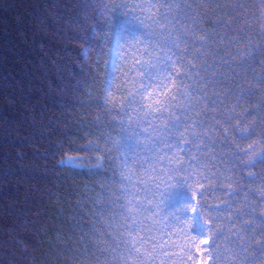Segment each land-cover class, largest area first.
I'll return each mask as SVG.
<instances>
[{
  "label": "snow or ice",
  "instance_id": "6c2138e0",
  "mask_svg": "<svg viewBox=\"0 0 264 264\" xmlns=\"http://www.w3.org/2000/svg\"><path fill=\"white\" fill-rule=\"evenodd\" d=\"M175 3L95 0L93 11L108 20L131 14L144 33L117 37L84 84V143L61 161L112 170L108 192L123 248L113 264H264V219L252 223L264 217V68L251 74L254 85L237 70L243 51L210 60L189 56L190 42L179 55L173 37L180 28L186 39L187 29ZM121 134L133 151L121 150ZM180 191L187 198L169 208Z\"/></svg>",
  "mask_w": 264,
  "mask_h": 264
},
{
  "label": "trees",
  "instance_id": "16d2710c",
  "mask_svg": "<svg viewBox=\"0 0 264 264\" xmlns=\"http://www.w3.org/2000/svg\"><path fill=\"white\" fill-rule=\"evenodd\" d=\"M94 3L0 0V264H113L123 251L108 192L112 170L61 161L84 143V84L99 74L117 37L144 33L131 14L108 20ZM174 8L187 29L186 39L180 28L173 37L179 55L190 42L189 56L210 60L243 51L237 70H247L255 85L251 74L264 68L262 0H176ZM121 136V150L133 151V139ZM186 198L174 192L167 205ZM255 253L259 259V247Z\"/></svg>",
  "mask_w": 264,
  "mask_h": 264
},
{
  "label": "rangeland",
  "instance_id": "374dc122",
  "mask_svg": "<svg viewBox=\"0 0 264 264\" xmlns=\"http://www.w3.org/2000/svg\"><path fill=\"white\" fill-rule=\"evenodd\" d=\"M63 161H68V160H63ZM69 162H71V161H69Z\"/></svg>",
  "mask_w": 264,
  "mask_h": 264
}]
</instances>
